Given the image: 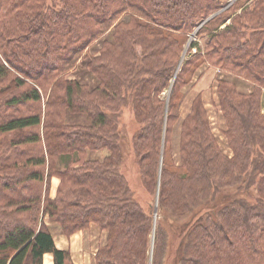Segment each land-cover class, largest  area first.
<instances>
[{"label":"trees","instance_id":"obj_1","mask_svg":"<svg viewBox=\"0 0 264 264\" xmlns=\"http://www.w3.org/2000/svg\"><path fill=\"white\" fill-rule=\"evenodd\" d=\"M220 1L0 0V264H43L48 253L54 264H72L46 218L68 236L92 224L106 231L95 264H264V0H235L234 12L199 29L225 8ZM196 28L209 39L204 54L182 62ZM110 32L113 40L87 57ZM205 61L254 83L248 95L218 85L234 154L220 150L198 102L173 162L174 103L167 110L160 95L172 83V99L180 96ZM81 62L95 86L66 76ZM19 106L22 115L7 112ZM125 107L138 123L144 204L122 172ZM100 150L108 154L88 158Z\"/></svg>","mask_w":264,"mask_h":264},{"label":"rangeland","instance_id":"obj_2","mask_svg":"<svg viewBox=\"0 0 264 264\" xmlns=\"http://www.w3.org/2000/svg\"><path fill=\"white\" fill-rule=\"evenodd\" d=\"M220 3L225 7V9L223 8L222 10H219L217 13H214L213 15L216 16L218 14H223L224 12H226L225 15H228L234 12L233 9H231V11H228L230 6H232L235 3L232 0H221ZM247 4L252 6V4H254V0H249ZM237 12L240 13L241 10ZM215 16L211 17L209 20H212ZM127 19H128L127 16H123L121 20H127ZM230 22L231 19L228 20L227 24H229ZM198 31H199L198 28H196L189 35L188 42L182 54V62L198 53L204 54V50L205 47L207 46L209 39L206 35L198 36L197 35ZM112 40H113V34L110 32L102 39L98 40L96 43L89 46L87 57L93 55L95 52L100 50V48L103 46L102 44L105 41L111 42ZM192 43L197 44V47L190 50V45ZM20 76L22 77V73H20ZM66 76L72 79H78L81 83L87 84L89 86H95L97 81L95 75L86 68L85 62H81L76 69L68 71L66 73ZM221 80H226L231 82L233 85H235L238 93H241L243 95L251 94L253 91L254 83L250 82L249 80H246L243 77L225 72L221 68L216 67L213 64H209L207 61H205V63L196 70V73L192 76V80L186 86L181 88L180 96H178L177 98L173 97L172 99V92H173L172 83L170 84L168 89L164 90V92L161 93L160 99L166 102L165 108L167 110L170 101L172 104L174 103L171 111L173 115H175V121L172 122V132L169 142L170 144L169 154L173 162H178L179 159V148H180V140H181L182 124H183L182 122L184 121L186 116L191 113L192 109L195 106H197L198 102H200L199 104H202L201 106H203V108H206V114L210 124L211 132L215 136L218 146L220 147V150H222V152L228 157L230 158L233 157L234 154L233 149L230 146L228 136L225 133L227 130L226 121L222 116V111L219 103L220 95L218 93V85ZM27 82L31 84L33 81L27 79ZM198 97H200V99ZM22 110H24V108L22 109V106L13 109L7 107V112L14 113V115H22ZM261 114L264 116V90L261 96ZM71 121L73 122L74 119L71 118ZM80 121L86 122L87 119L81 117ZM119 126L121 128V136H122V139L120 140L121 155H122V164H121L122 172L124 173L126 179L134 187H136V189H139V192L142 193V195H139L140 202L144 204L147 195V193L145 192L146 189H144L146 188L144 184L146 179L141 174L140 165L139 162L137 161V155L133 147V143H134L133 140L135 133L138 129V123L136 122L135 114L130 107H125L123 109ZM14 135L15 134L9 136L12 137ZM87 154H88V158L90 159L101 160L108 154V151L107 150L88 151ZM54 178L55 180H53L51 187L52 190H50L51 191L50 199H54L56 197L55 195L56 187L58 189V186L60 185L61 182L60 178H58L57 176ZM51 196H53V198ZM158 215H159L158 196H156L154 202V210H153V217H154L153 219H154L155 228L152 227V230L148 231V235L146 238L147 240L146 242L148 244V249L146 253L149 259L151 258L152 255L156 226L159 221ZM46 223L48 227H50L52 233H56L58 231L59 234H62L67 238H70L72 235H74L77 232H81V231L86 232V231H90V229L93 228V231L89 232L92 235V240H90L89 244L96 252H97L96 249L102 246L106 241L107 232L101 230V228L99 226H96L95 224H92L89 230L77 231L73 233L71 236H68L65 235L60 230V227L55 222L50 221L49 218H46ZM68 252L70 253V251ZM70 259L73 264L71 253H70Z\"/></svg>","mask_w":264,"mask_h":264},{"label":"crops","instance_id":"obj_3","mask_svg":"<svg viewBox=\"0 0 264 264\" xmlns=\"http://www.w3.org/2000/svg\"><path fill=\"white\" fill-rule=\"evenodd\" d=\"M53 180H55L54 177L52 179V183ZM52 183H51V187H52ZM56 193H57V187H56ZM51 197L53 198V196ZM91 231H93V228H91L90 231L77 232L74 235H72L70 238H67L64 235L59 234L58 231L52 234L58 249L70 251L73 264H95L96 251H94V249L89 244L90 240H92V235L91 233H89ZM43 264H54L52 254L49 253L45 254Z\"/></svg>","mask_w":264,"mask_h":264},{"label":"water","instance_id":"obj_4","mask_svg":"<svg viewBox=\"0 0 264 264\" xmlns=\"http://www.w3.org/2000/svg\"><path fill=\"white\" fill-rule=\"evenodd\" d=\"M233 2L235 1V0H232ZM230 5V4H229ZM228 5V6H229ZM225 9V8H224ZM213 16H215V15H213ZM213 16H210L207 20H205L198 28H200L204 23H206L211 17H213Z\"/></svg>","mask_w":264,"mask_h":264}]
</instances>
